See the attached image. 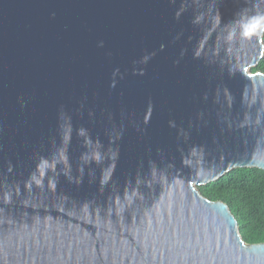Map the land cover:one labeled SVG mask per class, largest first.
I'll use <instances>...</instances> for the list:
<instances>
[{
    "label": "water",
    "instance_id": "1",
    "mask_svg": "<svg viewBox=\"0 0 264 264\" xmlns=\"http://www.w3.org/2000/svg\"><path fill=\"white\" fill-rule=\"evenodd\" d=\"M264 0H0V264H264L197 187L264 171Z\"/></svg>",
    "mask_w": 264,
    "mask_h": 264
},
{
    "label": "trees",
    "instance_id": "2",
    "mask_svg": "<svg viewBox=\"0 0 264 264\" xmlns=\"http://www.w3.org/2000/svg\"><path fill=\"white\" fill-rule=\"evenodd\" d=\"M251 73L264 74V54ZM210 201L225 203L238 223V232L248 245L264 243V171L235 169L217 181L197 187Z\"/></svg>",
    "mask_w": 264,
    "mask_h": 264
}]
</instances>
